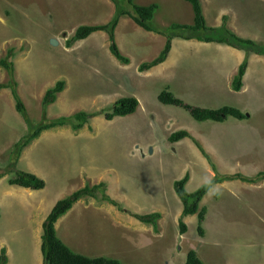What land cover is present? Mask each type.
<instances>
[{
    "label": "rangeland",
    "instance_id": "1",
    "mask_svg": "<svg viewBox=\"0 0 264 264\" xmlns=\"http://www.w3.org/2000/svg\"><path fill=\"white\" fill-rule=\"evenodd\" d=\"M132 1L140 5L157 4L152 18L157 28L164 30L172 23L193 22V11L186 0ZM200 2L206 25H220L225 15L229 29L264 44V0ZM114 9L111 0H0V59L12 49L8 59L13 63L12 74L0 65V83L15 80L31 123L41 120L42 95L60 78L65 81L64 88L56 101L45 108L46 119L71 115L78 110L91 112L108 108L125 96H133L138 101L131 114L107 120L102 113L80 129L58 125L33 139L30 147L50 146L49 151L38 150L35 155H42L41 172L49 176L53 187L32 190L10 186L7 182V170L15 156L13 145L27 133L28 127L25 118L14 108L10 88L0 89V172L5 173L0 178V247L6 248V264H42L36 238L34 241L32 237L40 233L43 211L39 216L36 207L39 197L44 195L50 207L60 187L74 186L82 174L92 173L94 169L109 177V193L119 204L133 211L155 209L162 218L158 219L156 232L140 236L136 231L129 234L130 240H121L109 232L112 229L105 227L109 216L106 208H101L102 202L88 198L82 205L105 215L97 224L90 218V224L97 228L96 235L92 231L90 235L87 233L84 248L81 245L76 252L121 257L124 264H184L185 254L193 249L196 255L203 251L213 255L217 264H223L225 252L236 251L235 259H239V253H246L243 262L247 259L264 262L261 252L264 216L259 219V214H264V179L255 183L226 180L214 184L201 204L206 206V212L217 208L219 217L214 220V227L210 225L207 230L205 222L201 223L205 234L199 239L196 220L191 223L192 215L186 217L188 234L178 238L181 202L173 186L174 180L188 173L185 188L193 192L214 176L193 139L210 155L219 175L237 171L252 175L264 170V54H248L249 69L244 75H249L244 88L235 91L230 81L237 61L230 56L233 52L229 48L221 44L216 47L213 41L191 44L175 39L163 63L140 71L141 62L157 55L164 37L150 41L147 30L127 14H123L124 19L120 17L114 38L121 54L129 58L128 63L120 62L110 53L108 34L102 30L67 46L66 41L78 25L106 23ZM176 31L182 32V29L172 32ZM164 88L187 104L208 109L233 106L247 117L228 116L218 122L195 120L185 108L158 100L157 94ZM180 129L187 130L193 139L170 141L169 135ZM59 154L63 155L61 160L68 162V173L63 161L61 170L52 167L54 158L49 156ZM71 175H74L72 181L65 183V177ZM17 190L31 191L34 195L24 198ZM252 194L259 197L254 199ZM251 198L254 200L250 202ZM251 208L258 210L249 212ZM113 212H116L114 208ZM235 213L248 214V219L254 222L252 228L244 229L248 226L246 219L239 221V217L231 216ZM223 224L229 226L224 232L220 228ZM136 226L133 222L132 230ZM99 227L105 231H98ZM99 234L107 238L101 239ZM202 261L208 264L205 258Z\"/></svg>",
    "mask_w": 264,
    "mask_h": 264
},
{
    "label": "trees",
    "instance_id": "2",
    "mask_svg": "<svg viewBox=\"0 0 264 264\" xmlns=\"http://www.w3.org/2000/svg\"><path fill=\"white\" fill-rule=\"evenodd\" d=\"M115 9L111 19L104 24H82L79 25L73 35L66 41L67 46H70L76 40L87 37L90 33L96 30H104L109 37V50L112 55L122 63H128L129 58L123 54L118 49V46L114 38V29L118 23L119 17L123 14H127L133 21L148 31H153L165 36V42L161 50L157 55L149 61H143L139 65V70H148L152 66H155L167 57L171 49V40L175 29L181 28L183 33L181 37L196 38L198 40L210 42L215 41L219 43L227 44L231 47L240 49L244 51V58L237 68V72L234 75L231 86L233 90H239L242 86V77L247 66V56L248 53L264 54V44L258 43L253 39L241 37L235 32L230 30L226 25V16L222 17V22L217 27L207 26L205 23V17L203 16V11L201 7L200 0H187L190 2L193 10V22L191 24H178L173 23L169 25L166 29H160L153 25L152 18L154 12L157 8L156 3H151L148 5H140L134 3L132 0H112ZM130 5V7H128ZM4 58L0 59V65L4 67L9 73L12 74L13 63L9 60V56L12 55V49L6 51ZM3 87H9L11 94L14 99V106L17 112H19L27 122V133L19 138L15 142L14 150V161L8 169L12 175L8 178L9 184H17L23 187H30L32 189H40L45 185V181L37 176L36 174L17 169L15 167V161L22 148L27 145L31 140L39 136V134L48 128L58 125L69 124L73 129L81 128L85 123L88 122L89 118L100 115L103 113L105 119L111 120L116 116H124L135 111L138 101L133 96L120 97L115 100L108 108L100 109L97 111H85L78 110L71 115H62L54 119L45 118V108L48 104L52 103L57 96V93L64 88V80L58 79L55 83L48 87L42 98H41V120L37 123H31V121L26 117V108L23 100L19 96L16 88L15 80L11 79L8 82L0 83V89ZM157 98L160 102L164 104L175 105L183 107L191 114V116L198 121L212 120V121H223L228 116L235 117L237 119H243L246 115L240 111L237 107L233 106H222L217 109H208L200 106L190 105L183 102L182 99L176 97L170 90H161ZM184 137H191L185 129L177 130L169 135V140L172 142L178 141ZM193 139V138H192ZM197 148L201 151L203 156L207 159L212 171H214V176L206 181L204 184L200 185L193 192H189L185 189V183L187 182L189 176L185 173L183 177L174 180L173 186L180 197L183 209L182 216L187 214L197 213L199 222L204 217V208L199 209V201L203 195L211 189L214 184H218L223 180H240L247 183H255L258 180L264 179V170H259L255 174L245 175L241 172H233L227 175H219L216 172L214 163L211 161L210 156L206 153L201 144L193 139ZM3 172H0V177L3 176ZM96 191H100L101 198L109 201L110 203L118 205V202L105 193V183L100 182L94 185H84L65 197L58 199L52 206L49 213L46 215L42 223L41 241H40V251L42 255V264H123L120 260L112 257L106 256H95L89 257L80 253H77L70 249L56 234V229L54 227V222L63 215L67 210L71 208L73 203L84 196L96 197ZM136 217L144 222H150L154 226L156 224V219L159 216L158 212L150 214H135ZM180 231H185V224L182 220H179ZM200 226L198 227V229ZM199 233L202 234V229H199ZM7 255L5 247L0 248V264L7 263ZM184 264H203L201 259L196 255L193 249L187 251Z\"/></svg>",
    "mask_w": 264,
    "mask_h": 264
},
{
    "label": "crops",
    "instance_id": "3",
    "mask_svg": "<svg viewBox=\"0 0 264 264\" xmlns=\"http://www.w3.org/2000/svg\"><path fill=\"white\" fill-rule=\"evenodd\" d=\"M121 18L124 19L126 17L125 16H121ZM192 19H193V16H192ZM119 20H120V18H119ZM147 32H148L147 36H150V41H151V39H153L155 37L158 39V41H160V38H161V37H159L160 35L155 34L152 31H147ZM185 42H191V44H192V42H194V40H191V38H188V41H185ZM199 42H202V41H199ZM203 43L204 42H202V44ZM199 44L200 43H198L197 45H199ZM157 45H159V43ZM215 45H216V47L220 46L218 43H216ZM160 48H161V46H160ZM172 49H173V47H172ZM229 50L233 52V53H231L230 56L234 57V60L237 61V64L234 66V70H235L237 65H238V63L242 59L243 53H241L238 50H234V49H230V48H229ZM47 148H50V146L49 145H41V144L40 145H34V146H31V147H30V145H28V146L24 147V149L22 150L21 154L19 155L17 164H18V166L20 168L25 169L26 171L28 170L30 172H33L36 175L42 177L45 180V182H46L45 187L49 186L52 189L53 185L51 186V180L49 179V176L45 177V174H42L43 170L41 172V169L44 168V167L43 166H39V164L43 160V157H42V155H39V157L35 155V152L38 151V150L49 151ZM61 157H63L62 154L55 155V156H51V155L49 156V158H54V163H53L52 167L59 168L60 170L62 169L61 161H63V160H61ZM67 165H68V162L65 159L63 161V167H64L66 173H68L67 170H66V166ZM84 169H85V167H83V170ZM82 176L83 177H81L80 181H78L74 186L73 185L70 186V184H69L68 188L60 187L59 191H58L59 187H57V190H55V192H57V191L58 192L55 193V194H57V196L54 198V201H55V199H58V198H60V197H62L64 195L70 193L74 189L79 188V187H81V186H83L85 184L92 185V184L99 183V182H106L108 191L110 192L109 177L107 175H105V173L98 172L97 170L94 169L92 173L82 174ZM73 178H74V175L65 177L64 182L65 183L71 182ZM233 181H236V180H233ZM42 189H39V190H42ZM17 191H18V193L23 194L24 198H27V195H31V196L34 195V193H31V191H25V190H17ZM251 196L254 197V199H256L255 197H259L256 194H254V195L252 194ZM39 199H40L39 203H38V205H36V207L38 208L39 216H40V212L43 211V214L41 216V217H43V215L46 213V211H48L47 209H49V207L46 204L48 199L44 195L40 196ZM254 199L251 198L250 202L252 200H254ZM54 201L52 200L50 202L51 203L50 205H53ZM82 202H84L83 199L82 198L79 199L74 204V206L65 215H63L56 223V230H57L58 235H60L61 239L67 245H69L73 250H78L81 247V245L83 244V240L88 235H90L91 231L94 232L95 235H96V231H97V228L95 227V225L94 224H90V218H93L94 215L89 218L90 211H89L88 208H86V207H84L82 205ZM24 203L27 205V199H25ZM256 209L257 208H251V209H248V211L249 212H255V211L258 210V209L257 210ZM74 210H76V211L73 212ZM206 211H207V208L205 210V215H204L205 218H204L203 222H205L204 223V227L207 230V229H209L210 225H212V227H214V220L217 221V219L219 217L218 216V211L219 210L217 208L216 209L213 208L209 212H206ZM231 216L232 217H236V216L239 217L238 218L239 221H240V219L241 220H245L246 219L245 222L248 224V226L246 228L244 227V229H247V230L251 229L252 226L254 225V222L250 221L248 219L249 218L248 214L243 216L241 213H235V214H233ZM263 216H264V214H259V219H261ZM85 217H86V219H85ZM127 219L124 220V219H122V217L121 218L120 217H116V218L112 217V221H113L114 224L112 223L111 225L105 226V227L107 229H112L111 231H109L110 233L118 235L121 240H125V241H128V239L130 240L129 234L132 233V232L138 231V232L141 233L140 236H142L144 233H147V236L150 234V232H149L150 230H149L148 227H144V226H142V225H140L138 223H137L138 226H136V228L134 230H132L131 224L134 221H132V220L127 221ZM41 220H42V218H41ZM41 220L39 221V223H41ZM64 221H67V223L65 225L66 227L62 224ZM95 224H97V223H95ZM220 228H222L223 232H224L227 228H229V226H227L226 224H223V226L220 227ZM98 231H100V232L105 231V228L104 227H99ZM87 233H88V235H86ZM39 235L40 234H36V233H34L32 235L34 241H35V238H36L38 249H40V236ZM97 236L99 238H101V239L107 238L105 235H102V234H99ZM82 248H84L83 245H82ZM261 252H262V254H264V250H262ZM236 254H238L236 251H235L234 254H231L230 252L226 251L225 252L226 261L223 264H264V262H259L258 260L253 261V260H248V259H247L246 262H243V258L246 256V253H245V255H241L239 253V255H238L239 259H235L233 257V255H236ZM40 255H41V253H40ZM37 256H38V254H37ZM37 256H36V258H37ZM198 257L201 260H203V258H205L208 261V264H213V263L217 264L216 258L213 255L208 256V254L203 252V251L200 254H198ZM118 258H120V260H122L121 257H118Z\"/></svg>",
    "mask_w": 264,
    "mask_h": 264
},
{
    "label": "clouds",
    "instance_id": "4",
    "mask_svg": "<svg viewBox=\"0 0 264 264\" xmlns=\"http://www.w3.org/2000/svg\"><path fill=\"white\" fill-rule=\"evenodd\" d=\"M112 1V0H111ZM187 1V0H186ZM113 2V1H112ZM189 2V1H188ZM190 3V2H189ZM149 4H151V3H149ZM192 8V7H191ZM157 9V8H156ZM156 11V10H155ZM193 11V10H192ZM114 13V12H113ZM154 14H155V12H154ZM121 16H124V15H121ZM120 16V17H121ZM119 17V18H120ZM129 17V16H128ZM154 17V16H153ZM129 19L130 20H132L133 21V19L132 18H130L129 17ZM119 21V20H118ZM101 24H104V23H101ZM118 24V23H117ZM173 24V23H172ZM182 24H185V23H182ZM221 24V23H220ZM82 25V24H81ZM138 25V24H137ZM226 25H227V23H226ZM79 26V25H78ZM77 26V27H78ZM117 26V25H116ZM139 26V25H138ZM169 26V25H168ZM208 26V25H207ZM219 26V25H218ZM76 27V28H77ZM141 27V26H140ZM210 27H217V26H210ZM142 28V27H141ZM144 29V28H143ZM76 30V29H75ZM75 30H74V32H75ZM175 30H178V29H175ZM231 30V29H230ZM97 31H100V30H96V31H93L92 33H95V32H97ZM102 31H104V30H102ZM148 31V30H147ZM233 31V30H232ZM153 32V31H152ZM234 32V31H233ZM92 33H90V34H92ZM153 33H155V34H157L156 32H153ZM174 33V35H173V38H172V40H171V48L173 47V44H174V41H175V39H178V38H180V39H183L184 41H188V39H185V38H183V37H181V34L180 33H183V32H178V31H176V32H173ZM236 33V32H235ZM89 34V35H90ZM237 34V33H236ZM88 35V36H89ZM160 36L162 35L164 38V41H163V44H164V42H165V36L163 35V34H159ZM238 35V34H237ZM240 36V35H239ZM241 37H243V36H241ZM245 38H249V39H252V38H250V37H245ZM195 39V40H194ZM191 40H194V42L196 41V43L197 42H199V41H202V40H198V39H196V38H191ZM253 40H255V39H253ZM256 41V40H255ZM115 42H116V39H115ZM202 42H206V41H202ZM213 42H215V41H213ZM257 42V41H256ZM208 43H211V41L210 42H208ZM215 43H218L219 45L221 44V45H223V46H225L226 48L228 47V48H230V49H234V50H238V51H240L241 53H243V56H242V59H241V61L243 60V58H244V56H245V54H244V51L243 50H240V49H237V48H234V47H231V46H229V45H227V44H224V43H219V42H215ZM117 44V43H116ZM163 44H162V47H163ZM161 47V48H162ZM161 48H160V50H161ZM159 50V51H160ZM171 50V49H170ZM158 51V52H159ZM157 52V53H158ZM170 52V51H169ZM111 53V52H110ZM112 54V53H111ZM169 54V53H168ZM249 54V53H248ZM251 54L253 55V54H255V53H252L251 52ZM257 55H262V54H257ZM167 57H168V55H167ZM167 57L165 58V60L167 59ZM151 60V59H150ZM164 60V61H165ZM148 61V60H147ZM164 61H162V62H164ZM241 61L238 63V65H237V67H236V71H235V73H234V75L236 74V72H237V68H238V66H239V64L241 63ZM249 61H250V59H249ZM249 61H248V56H247V66H246V69H245V72L247 73V71H248V69H249ZM161 62V63H162ZM161 63H159V64H161ZM159 64H157V65H159ZM156 66V65H155ZM152 67H154V66H152ZM151 67V68H152ZM150 69V68H149ZM148 69V70H149ZM144 71H147V70H144ZM250 71H251V69H250ZM250 71H249V73H250ZM245 72H244V74H245ZM243 74V77H242V86H241V88H244V86H245V79H246V75H244ZM234 75L232 76V79H233V77H234ZM249 75V74H248ZM251 75V74H250ZM60 79H62V78H60ZM58 80V79H57ZM64 80V79H63ZM232 82V80L230 81V83ZM55 83V82H54ZM53 83V84H54ZM64 84H65V81H64ZM48 87H50V86H48ZM47 87V88H48ZM3 88H5V87H3ZM9 88V87H8ZM46 88V89H47ZM240 88V89H241ZM2 89V88H1ZM45 89V90H46ZM164 89H167V90H169L168 88H164ZM239 89V90H240ZM63 90V89H62ZM61 90V91H62ZM163 90V89H162ZM239 90H235V91H239ZM60 91V92H61ZM11 92V91H10ZM18 92V91H17ZM45 92V91H44ZM60 92H58L57 93V96H58V94L60 93ZM19 94V93H18ZM44 94V93H43ZM158 95V94H157ZM11 96H12V94H11ZM20 96V95H19ZM43 96V95H42ZM57 96H56V99H57ZM12 98H13V96H12ZM22 99V98H21ZM56 99L54 100V101H56ZM117 100V99H116ZM53 101V102H54ZM52 102V103H53ZM13 104H14V99H13ZM25 104V103H24ZM51 104V103H50ZM50 104H48V105H50ZM47 105V106H48ZM46 106V107H47ZM14 108H15V106H14ZM25 108H26V106H25ZM16 110V109H15ZM136 110V109H135ZM240 110V109H239ZM241 111V110H240ZM17 112V111H16ZM243 112V111H242ZM17 113H19V112H17ZM133 113V112H132ZM244 113V112H243ZM20 114V113H19ZM73 114V113H72ZM131 114V113H130ZM245 114V113H244ZM21 115V114H20ZM126 115H128V114H126ZM246 115V117H247V114H245ZM60 116H62V115H60ZM67 116V115H66ZM97 116H99V115H97ZM125 116V115H124ZM27 117V116H26ZM59 117V116H58ZM117 117V116H116ZM57 118V117H56ZM48 120H50V119H48ZM89 121V120H88ZM88 123V122H87ZM86 124V123H85ZM84 124V125H85ZM69 125V124H68ZM83 125V126H84ZM82 126V127H83ZM54 127V126H53ZM49 129V128H48ZM80 129V128H79ZM45 130H47V129H45ZM76 130V129H75ZM44 131V130H43ZM42 131V132H43ZM41 132V133H42ZM40 133V134H41ZM40 134H39V136H40ZM24 135V134H23ZM23 135H21V136H23ZM39 136H37V137H39ZM36 137V138H37ZM36 138H34V139H36ZM185 138V137H184ZM192 139V138H191ZM19 140V139H18ZM17 140V141H18ZM16 141V142H17ZM32 141V140H31ZM176 142V141H175ZM30 143V142H29ZM29 143L27 144V145H25L24 147H26V146H28L29 145ZM194 143V142H193ZM15 144V143H14ZM195 144V143H194ZM196 145V144H195ZM202 146V145H201ZM13 147H14V145H13ZM24 147L22 148V150L24 149ZM197 147V146H196ZM22 150H21V152H22ZM21 152L19 153V155L21 154ZM201 152V151H200ZM208 154V153H207ZM19 155L17 156V158H16V161H15V167L17 168V169H21V170H25V169H22V168H20L19 166H16L17 165V162H18V158H19ZM210 156V155H209ZM13 158H14V156H13ZM12 161H14V159L12 160ZM12 163V162H11ZM12 166V165H11ZM26 171V170H25ZM28 171V170H27ZM7 182H8V178L12 175V173L10 172V170L8 169L7 170ZM30 172V171H29ZM33 173V172H32ZM256 173V172H255ZM254 173V174H255ZM3 174L5 175V173L3 172ZM35 174V173H34ZM3 175V176H4ZM3 176H1V177H3ZM38 176V175H37ZM0 177V178H1ZM40 177V176H39ZM183 177V176H182ZM42 178V177H41ZM43 179V178H42ZM189 179V178H188ZM44 180V179H43ZM235 180H237V179H235ZM45 181V180H44ZM188 181V180H187ZM223 181H226V180H223ZM222 181V182H223ZM240 181V180H239ZM259 181V180H258ZM241 182H243V181H241ZM100 183V182H99ZM105 183V193L106 194H108L110 197H112L113 199H115L112 195H111V193H109V191H108V188H107V185H106V182H104ZM221 183V182H220ZM247 183V182H246ZM8 184H9V182H8ZM95 184H97V183H95ZM186 184V183H185ZM10 186L11 185H17V184H9ZM45 185H46V182H45ZM45 185H44V187H45ZM86 185V184H85ZM87 185H89V184H87ZM92 185H94V184H92ZM17 186H20V185H17ZM84 186V185H83ZM89 186H91V185H89ZM21 187H23V186H21ZM43 187V188H44ZM82 187V186H81ZM24 188H30V187H24ZM80 188V187H79ZM30 189H32V188H30ZM40 189H42V188H40ZM76 189H78V188H76ZM76 189H74V190H76ZM186 189V188H185ZM32 190H39V189H32ZM73 190V191H74ZM175 190V189H174ZM210 190V189H209ZM208 190V191H209ZM207 191V192H208ZM72 192V191H71ZM70 192V193H71ZM206 192V193H207ZM70 193H68V194H70ZM98 193H99V195H98ZM175 193H176V191H175ZM205 193V194H206ZM68 194H66V195H68ZM96 194H97V196L96 197H92V196H84V197H81L82 199H83V201H85L86 199H88V198H92V199H97V200H99V202H102V205L103 206H101V208L102 209H105L106 208V214L109 216V219H108V221L106 222V224H105V226H109V225H111L112 223H113V221H112V217L113 218H116V217H122V219H124V220H126L128 217V219H127V221H129V220H132V221H134V222H136V223H138V224H140V225H142V226H144V227H148L149 228V232L151 233V232H156V229H157V226H158V219L159 220H161V213L159 212V211H157V210H155V209H153V210H150V211H133V210H130L129 208H127V207H125V206H123V205H121V204H119V202H118V200H116L117 202H118V205L119 206H121V209L120 208H118L116 205H114V204H112V203H110L109 201H107V200H104V199H102L101 198V193H100V191H96ZM204 194V195H205ZM66 195H64V196H62V197H60V198H58V199H61V198H63V197H65ZM176 195H177V193H176ZM203 195V196H204ZM178 196V195H177ZM81 198H79V199H81ZM178 198L180 199V197L178 196ZM203 198V197H202ZM201 198V199H202ZM58 199H55V201H54V204H55V202L58 200ZM79 199H77L74 203H73V205L79 200ZM180 202H181V209H180V214H179V216H178V223H177V227H178V238H182V237H184L185 235H187L188 234V222H187V219H186V217L188 216V215H192L191 217H192V221H191V223L193 224V222H195V220H196V223H197V229H198V227L200 226V228L199 229H202V234H200L199 233V229H198V235H197V237H198V239H199V237H202V236H204L203 234H205V232H204V229H203V227H202V225H201V223L203 222V220H204V218H205V216L203 217V219L199 222V220H198V216H197V213H194V214H187V215H181L182 214V209H183V204H182V201H181V199H180ZM53 204V205H54ZM53 205H51V207H49V209H48V211H46V213L43 215V217H42V220H41V223H39V227H40V235L39 236H41V232H42V223H43V221H44V219H45V217H46V215L49 213V211L51 210V208H52V206ZM72 205V206H73ZM0 206H2V205H0ZM3 206H5V204L3 205ZM72 206H71V208H72ZM24 207H26V206H24ZM91 207V206H90ZM1 208V207H0ZM70 208V209H71ZM113 208L116 210V212H113ZM200 208H204L205 210H206V206L205 205H202L201 204V200L199 201V209ZM69 209V210H70ZM69 210H67L63 215H65ZM90 211V210H89ZM154 212H158L159 213V216L157 217V219H156V224H155V226L152 224V223H150V222H144V221H141V220H139L137 217H136V215L135 214H150V213H154ZM90 215H89V218L91 217V216H93L94 215V217L93 218H91V219H93V221L95 222V223H98L100 220H102L103 218H104V215L105 214H101L100 212H94V211H90V213H89ZM63 215H61L55 222H54V227H55V229H56V223H57V221L63 216ZM204 215H205V212H204ZM42 216V215H41ZM179 220H182L183 222H184V224H185V231L184 232H181L180 231V225H179ZM83 221V220H82ZM32 222L34 223V224H37L36 223V221L33 219L32 220ZM114 224V223H113ZM56 234H57V236L61 239V237L58 235V233H57V230H56ZM62 240V239H61ZM40 241H41V237H40ZM63 241V240H62ZM64 242V241H63ZM65 243V242H64ZM66 244V243H65ZM67 245V244H66ZM68 247H70L69 245H67ZM1 247H5V246H1ZM0 247V248H1ZM6 249V248H5ZM70 249H72L71 247H70ZM73 250V249H72ZM73 251H75V250H73ZM76 252V251H75ZM40 253H41V251H40ZM77 253H79V252H77ZM81 254V253H80ZM83 254V253H82ZM187 254V253H186ZM186 254H185V257H186ZM7 255V254H6ZM83 255H86V254H83ZM86 256H89V255H86ZM95 256H104V255H101V254H96V255H93V256H89V257H95ZM197 256H198V254H197ZM106 257H108V256H106ZM8 258V257H7ZM112 258H114V257H112ZM41 259H42V255H41ZM118 260H120V258H117ZM8 261V260H7ZM122 263H123V261L122 260H120ZM202 261V260H201ZM124 264V263H123Z\"/></svg>",
    "mask_w": 264,
    "mask_h": 264
},
{
    "label": "bare ground",
    "instance_id": "5",
    "mask_svg": "<svg viewBox=\"0 0 264 264\" xmlns=\"http://www.w3.org/2000/svg\"><path fill=\"white\" fill-rule=\"evenodd\" d=\"M95 117V116H94ZM91 118H93V117H91ZM91 118H89V119H91Z\"/></svg>",
    "mask_w": 264,
    "mask_h": 264
}]
</instances>
